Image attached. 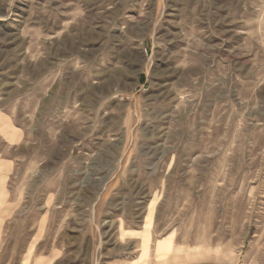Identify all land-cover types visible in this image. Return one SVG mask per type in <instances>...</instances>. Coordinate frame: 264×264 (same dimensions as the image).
Listing matches in <instances>:
<instances>
[{"label":"rangeland","instance_id":"1","mask_svg":"<svg viewBox=\"0 0 264 264\" xmlns=\"http://www.w3.org/2000/svg\"><path fill=\"white\" fill-rule=\"evenodd\" d=\"M0 264H264V0H0Z\"/></svg>","mask_w":264,"mask_h":264},{"label":"crops","instance_id":"2","mask_svg":"<svg viewBox=\"0 0 264 264\" xmlns=\"http://www.w3.org/2000/svg\"><path fill=\"white\" fill-rule=\"evenodd\" d=\"M58 97H62V99H64V97H63V96H58Z\"/></svg>","mask_w":264,"mask_h":264}]
</instances>
